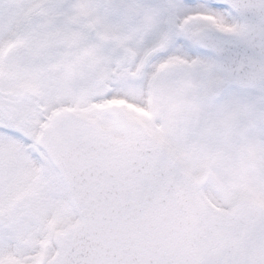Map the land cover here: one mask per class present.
I'll return each mask as SVG.
<instances>
[{
	"label": "snow or ice",
	"instance_id": "1",
	"mask_svg": "<svg viewBox=\"0 0 264 264\" xmlns=\"http://www.w3.org/2000/svg\"><path fill=\"white\" fill-rule=\"evenodd\" d=\"M0 264H264V0H0Z\"/></svg>",
	"mask_w": 264,
	"mask_h": 264
},
{
	"label": "flooded vegetation",
	"instance_id": "2",
	"mask_svg": "<svg viewBox=\"0 0 264 264\" xmlns=\"http://www.w3.org/2000/svg\"><path fill=\"white\" fill-rule=\"evenodd\" d=\"M114 103H119V102H114Z\"/></svg>",
	"mask_w": 264,
	"mask_h": 264
}]
</instances>
